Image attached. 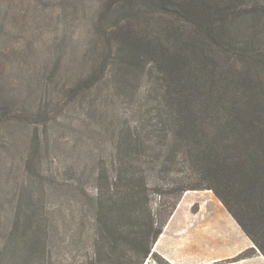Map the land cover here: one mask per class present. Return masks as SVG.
<instances>
[{"label":"trees","instance_id":"1","mask_svg":"<svg viewBox=\"0 0 264 264\" xmlns=\"http://www.w3.org/2000/svg\"><path fill=\"white\" fill-rule=\"evenodd\" d=\"M123 1L134 23L108 50L121 77L152 76L150 116L122 131L114 184L100 176L95 255L145 264L169 221L151 206L165 187L152 178L177 173L171 191H212L264 256V0ZM28 213L24 264H46L48 218Z\"/></svg>","mask_w":264,"mask_h":264},{"label":"rangeland","instance_id":"2","mask_svg":"<svg viewBox=\"0 0 264 264\" xmlns=\"http://www.w3.org/2000/svg\"><path fill=\"white\" fill-rule=\"evenodd\" d=\"M123 4L0 0V264L29 259L31 211L48 218L46 264H106L95 255L99 179L108 170L114 184L119 138L149 118L153 87L147 71L112 66L116 33L134 23ZM175 179L152 178L165 186L151 188L159 219L184 195L170 190ZM154 249L145 264L158 263Z\"/></svg>","mask_w":264,"mask_h":264},{"label":"crops","instance_id":"3","mask_svg":"<svg viewBox=\"0 0 264 264\" xmlns=\"http://www.w3.org/2000/svg\"><path fill=\"white\" fill-rule=\"evenodd\" d=\"M250 250L255 253L236 261ZM154 251L168 264H264V256L209 190L183 195Z\"/></svg>","mask_w":264,"mask_h":264}]
</instances>
